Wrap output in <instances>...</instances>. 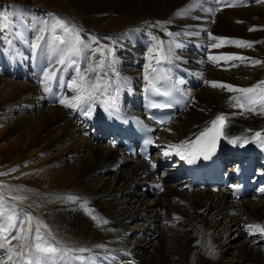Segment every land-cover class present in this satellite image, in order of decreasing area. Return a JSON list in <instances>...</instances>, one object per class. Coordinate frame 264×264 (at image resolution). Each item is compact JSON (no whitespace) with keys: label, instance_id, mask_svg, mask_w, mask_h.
Segmentation results:
<instances>
[{"label":"bare ground","instance_id":"bare-ground-1","mask_svg":"<svg viewBox=\"0 0 264 264\" xmlns=\"http://www.w3.org/2000/svg\"><path fill=\"white\" fill-rule=\"evenodd\" d=\"M65 1L69 7L66 17L75 18L81 35L78 54L66 56L69 43L56 42L51 29L49 34L34 36L39 19L34 18V23L27 25L11 22L14 29L1 26V32H6L3 38L13 35L0 45V70L9 76L0 77V124L3 125L0 133L1 140L6 142L0 149V164L6 163L12 169L23 159V152L33 147L35 154H48L31 172L25 174L20 169L3 176L7 185L18 183L14 192L6 187V195L26 194L25 203L16 204L13 200L15 205L25 206L29 215L31 211L54 243L73 249L72 257L88 251L91 254L90 259H72L67 264H106L116 258L113 264H264V240L257 234L259 231L246 227H264V195L258 199H236L227 190L213 192L208 187L189 190L186 178L173 180L176 174H163L166 169L156 176L151 167L177 157L182 150L172 146L196 136L219 114L226 117L228 146L247 148L241 135L247 137L249 144L256 140L249 134L264 132L261 104L253 111L234 107L236 101L231 98L241 97L242 93L206 83L250 88L264 81V0H252L250 6L243 7L240 1L245 0H231L238 3L220 7L216 14L215 4L224 0ZM16 9V13H24L26 18L36 16L32 9ZM108 14L114 22L108 20ZM85 31L93 34H83ZM94 41L106 46L104 65L98 69L99 81L97 72L89 71L102 55L93 47ZM227 41H245L252 46ZM217 43L221 46L211 47ZM29 44L38 46L33 49ZM191 46L202 51L204 58ZM161 48L162 58L157 61ZM221 56L233 59H210ZM257 60L261 63H253ZM158 63L175 70L172 80L177 77L176 68L183 64L187 67L183 73L191 71L196 83L201 78L202 86L198 91L184 89L192 98L191 105L157 134L159 146L148 163L125 155L122 147L113 146L110 139L115 138L110 131L113 126L108 125L107 116L111 110L108 106L125 109L124 98L129 91L135 96L128 100L129 110L142 115L131 106L137 105L139 84L147 81L146 76ZM7 66L14 67V73H9ZM45 73L52 74V79L46 81ZM81 76L85 77L83 81ZM19 77L24 83H18ZM73 82L84 88L97 83L99 86L94 95L85 93V98L77 102L74 98L81 92L70 87ZM205 85L212 89L204 88ZM61 100L65 103H60ZM44 101L50 107L37 117H30L33 104ZM95 120L101 124L94 123ZM233 139L236 143L231 142ZM55 146L58 151L52 153ZM71 160H76V165L68 169L61 167ZM45 174L47 182L50 178L58 181L56 191H36L45 184ZM20 182L27 184V193L19 190L24 185ZM161 186L164 190L158 192ZM5 204H2L1 223L6 215H11L14 206ZM39 217L43 220H38ZM25 222L26 228L27 219ZM130 233L134 239L128 241ZM219 236L223 237L222 241ZM34 237L33 230L28 232L26 245ZM79 248L88 251H76ZM35 258L13 257L8 264L41 262Z\"/></svg>","mask_w":264,"mask_h":264},{"label":"rangeland","instance_id":"rangeland-1","mask_svg":"<svg viewBox=\"0 0 264 264\" xmlns=\"http://www.w3.org/2000/svg\"><path fill=\"white\" fill-rule=\"evenodd\" d=\"M251 4H249L247 6H250ZM16 8L23 9V10H26V9H29L30 10V9H32L33 12L36 14V16L33 17L32 19H30L28 17L26 18V15L24 13H16L17 12V11L15 12V10H17ZM68 12H69V7H68L67 2L65 0H0V21L2 22V23L0 22V45H3L4 41L7 40L11 35H13V34H8V35H6L3 38V36H4L3 34H5L6 32L5 33L1 32V26L2 25H4V26L7 25L6 26L7 29H14L11 26V24H10L11 22H13V24H15L16 22L20 24V22H21L22 24L27 25V24H30L31 21H32V23H34V21H35L34 18L39 19V21H38L39 23L37 25L36 31L34 33V36L36 34H49L50 29H51V34H53V36L55 37V41L56 42L57 41L60 42V43L67 42L70 45V41L73 39V36L71 34H69V33H65L64 30H63V27L58 26L57 23H56L57 20H63L65 22V25L64 26L68 27L69 29H72V28H75L76 29L77 33L80 36V40H81V35H80V32H79V28L76 26V23L77 22L74 21L75 18H72L71 17V19L69 20L66 17V14H68ZM216 12L214 14H216ZM74 17H76V16H74ZM106 17L108 18V20L111 23L115 21V19L112 18V16L110 14H108ZM28 19L30 21L26 22L25 20H28ZM7 20L9 21V23H8ZM27 30H29V29H27ZM249 31H251V30H249ZM83 34H93V33L91 31H85V33H83ZM101 37H102V39H105L104 38V35H102ZM109 38H112V35ZM94 43H93V47H96V49L101 48V46L103 45L102 43H97L96 41H94ZM29 45H32V44H29ZM97 52L100 53V51H97ZM1 54L2 53H0V55ZM7 68L9 70H12L13 67H10L9 66ZM0 77H5L6 78V77H9V76H6L0 70ZM17 81H18V83L19 82L20 83L21 82L24 83L23 80H22V78H20V77H19V79H17ZM25 82H28V81H25ZM200 86H202V85L200 84V85L195 86L194 90L196 89V91H198L200 89ZM204 88H207V89L210 88V89H212L210 85H205ZM43 96H44V94H43ZM32 107H34V110H32L30 112L31 113L30 114V117H37L39 115V112H41L42 110H47L50 107V105L48 104L47 101H44L43 103H40V104H35L34 103ZM2 127H3V125L0 124V130L2 129ZM58 130L59 129H57V131ZM163 132H165V131H162L161 133H163ZM166 136H170V135L167 134ZM106 143H107V141H106ZM43 144H44V141L43 142H40V146L43 145ZM4 146H6V142H3V140H1V133H0V149L2 150V148ZM33 150H34V147L31 148V149L25 150L23 152L22 156H21L23 159H21L20 161H18L17 163H15L12 166V169H11V167L9 169L7 167V164L6 163L0 164V197H3L2 204H5V202H6L7 204H9V206H11V204L14 205L12 207V209L14 208L15 213H16V216L18 218V220H17V227L14 228L11 233L7 234L8 239L10 241V245L6 244V245H4V247H0L1 248L0 249V262L3 263V264L9 263L10 260L13 257L20 258V259H24V260H28V259H30L31 256H33L29 252H24L23 255H21V256H16L14 254V252H21L22 251V247L23 248H31L30 246L32 245V243L34 242V240H32V242L29 245H26V241H21L19 239V236H18L20 234L19 229L22 227L19 224V220L26 221L27 215H29V212L25 210V208H24L25 206L24 207H21V206L15 205V203L13 202V200L14 201L15 200L17 201V202L15 201L16 204L18 202L25 203V201L27 199L26 194H24L23 196H18V197H22V199H20V200L13 199L14 196L11 197V195L10 194L8 195V193L6 195V193L4 191L6 189V187H7V189H9L8 191H11V192L13 191L14 192L16 189H18V186H16L18 183L13 184V186L10 185V184L7 185V182L3 179V176L11 175L14 172L20 171V169H23L25 171V174L27 172H31L29 170H33L37 166V164L39 165V163H40V161L42 159H44L46 156H48V154L45 153V152H43L41 154L40 153L39 154L38 153L35 154V152ZM51 151H52V153H57L58 147L55 146L54 148H52ZM76 163H77L76 160H71V161L67 162L66 166H61V167L62 168H65V169H68L71 165H76ZM38 169H40V168H38ZM56 170H59V169H56ZM44 176L45 177L43 179L45 181V184L44 183L42 184V188L40 186H39L40 188L37 187L36 188V191L38 193H44V192L49 193V192L56 191L57 188H58V185H57V182L58 181L54 182V178H52V179L50 178L49 179L50 181L47 182V179H46L48 177L47 174H45ZM20 183L22 184L23 182H20ZM23 184H24L23 187L20 188L19 190L22 191V192H26L27 193L29 191V189H26L25 188L26 187L25 185H27V184H25V183H23ZM122 197H124V195H122ZM259 197H261V196H259ZM259 197L255 198V199H258ZM24 199H25V201H24ZM30 215L35 218L34 214H32L31 211H30ZM39 219L43 220V218H40V217L38 218V220ZM44 220L46 221V219H44ZM0 223H1V217H0ZM132 223H135V222H132ZM25 225H26V223H25ZM25 225H23V227H25ZM36 226H37L36 225V220L33 219L32 226H31L32 229L31 230L34 231V234L35 235H36V232H35ZM41 233H42L43 237L46 238L52 244V246H54V247H61V246H58L56 243H54L53 239L50 236L45 235V233L48 234V232L45 231V229H44V227L42 225H41ZM132 235H133L132 233H130L128 235L129 236L128 241H130L131 239H134V237H132ZM3 236H4V234H0V244H3V242H4L3 241ZM13 236H16L17 238L16 239H12ZM218 238H220L221 241L223 240V237H221V236H219ZM111 243H112V241H111ZM9 246H14V252L12 253V255L9 254L10 253L8 251ZM61 248H64V247H61ZM93 251H94V249H93ZM223 253H225V250H224ZM70 255L72 256V252L70 253ZM26 256H28V258ZM78 256H84L86 259H90L91 254L88 251L85 254H80ZM36 258H35V260L38 259V258L37 259ZM117 260H118L117 258L115 260L112 259V260H110L106 264H113L112 262L117 261ZM224 260H226V258H224ZM38 261H40V260H38ZM38 263L41 264V262H38ZM49 263L50 264H59V263L60 264H62V263L64 264V262L59 261V260H57L55 262L49 261L48 264Z\"/></svg>","mask_w":264,"mask_h":264},{"label":"snow or ice","instance_id":"snow-or-ice-1","mask_svg":"<svg viewBox=\"0 0 264 264\" xmlns=\"http://www.w3.org/2000/svg\"><path fill=\"white\" fill-rule=\"evenodd\" d=\"M58 26L63 27V30L65 33H69L73 36V39L70 41V47L67 49L66 56H72L75 54H78L80 51L79 45L81 44L80 36L77 33L75 28L69 29L68 27L64 26L65 22L63 20H57L56 21ZM7 25H5L6 27ZM171 35V34H169ZM211 36V33H209ZM213 39L221 40L222 38L219 37H212ZM155 39V37H154ZM229 43H236L240 46H246V47H251V43L245 42V41H227ZM162 44V42H159ZM37 44H32L31 47L33 49L37 48ZM221 44H213L211 47L218 48L220 47ZM106 47V46H104ZM97 51L101 52V60L96 64L94 68H89V71H96L97 72V81L100 80L99 72L98 69L102 68L104 65V48H98ZM109 52H111V49H108ZM150 51H157L156 49H150ZM162 48L158 50V54L156 56L157 61H159L162 58ZM210 59L216 60V59H225V60H231L233 59L232 56H221L219 58L217 57H210ZM239 59H244L243 57H239ZM64 58L60 60V63L63 64ZM253 63L259 64L261 63L260 61H254ZM148 67H151V65H148ZM155 71V69H153ZM148 77L146 76V79ZM52 79V74L45 73V80H51ZM80 79L83 81L85 77L81 76ZM151 83V82H150ZM206 83H210L213 87H223L228 89L229 91H238L242 93L243 95L241 97H236V98H231L234 99L236 102L233 105L234 107H238L241 109H245L247 111H253L256 107L257 104H261L262 108L261 110L264 111V81H260L257 85H254L250 88H234L232 85H227V84H219L217 82H212V81H206ZM98 83L93 84L88 88H84L83 85H77L75 82L70 85V87H75L77 88L78 91L81 92L80 95H77L74 99L77 102H80L85 98L84 94L86 93L88 96H92L95 94V89L98 88ZM45 91H48V88L45 87ZM164 95H169V93H164ZM243 101V102H241ZM60 103H65L64 100H61ZM76 105L73 104V107ZM242 114V113H241ZM87 115H91V111L87 113ZM225 121L226 117L224 114H219L216 116L214 120L211 121V127L205 128L202 132L199 133V135L196 137L195 141H192L191 143L189 141H182L180 145H174L172 147H175L177 149H180L184 147L185 145L188 146V149H190V154L192 155H203L205 159L209 157V155L215 151V146L220 138V136L223 135V128L225 127ZM255 139L259 140L261 143V146L264 147V134L257 132L255 134ZM232 143H236V139H233L231 141ZM151 143V141H149ZM167 154V153H166ZM184 158V157H182ZM191 162V161H189ZM154 166V165H153ZM13 199L20 200L22 199L21 197H13ZM69 199H72V197H69ZM2 201L3 197H0V216L4 215V210L2 208ZM86 211L91 214V210L85 209ZM96 217H94L95 219ZM34 217L31 215H27V227H23V225L26 223L24 220H19V224L22 226L19 229L20 235L19 239L21 241H26L27 240V233L31 231V225ZM17 216L15 213L14 208L11 210V215H6L5 222L0 223V234H4L3 236V244H0V247H4V245L8 244L10 245V241L8 239L7 234L11 233L14 228L17 227ZM104 223H107V221H104ZM36 235L34 237V242L31 245V248H23L21 252H14V246H9L8 251L10 253H13L16 256H21L23 255L24 252H29L33 256L38 257V259L41 261V264H48L49 261H64L70 262L72 259L75 260H80L83 261L86 258L84 256H76L72 257L70 253L73 251V249H68V248H61V247H54L52 244L43 237L41 233V222L36 221ZM249 229L259 231L261 233H264V227H261L260 225H247L246 226ZM16 236H13L12 239H16ZM58 243V242H57ZM76 251H79L81 253L88 251V249L85 248H79Z\"/></svg>","mask_w":264,"mask_h":264}]
</instances>
